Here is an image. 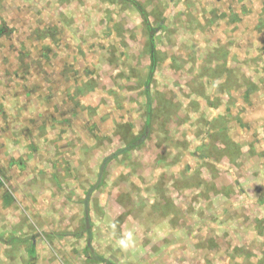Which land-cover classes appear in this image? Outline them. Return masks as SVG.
Returning a JSON list of instances; mask_svg holds the SVG:
<instances>
[{"label": "rangeland", "instance_id": "rangeland-1", "mask_svg": "<svg viewBox=\"0 0 264 264\" xmlns=\"http://www.w3.org/2000/svg\"><path fill=\"white\" fill-rule=\"evenodd\" d=\"M135 1L149 132L100 172L144 129L142 16L0 0V264H264V0Z\"/></svg>", "mask_w": 264, "mask_h": 264}, {"label": "trees", "instance_id": "trees-1", "mask_svg": "<svg viewBox=\"0 0 264 264\" xmlns=\"http://www.w3.org/2000/svg\"><path fill=\"white\" fill-rule=\"evenodd\" d=\"M125 1H128L131 4H133L134 7L139 11L140 15L143 18V22H144V24L146 26V30H147L148 37H149V45L150 46H149V50L148 51H149V58H150V68H149V75H148V77H147V79L145 81V87H144L145 88L144 89V94H145V102L144 103H145L146 120H145V124H144V129L142 130V132L140 134H137V136H135L133 138L132 137L129 138L128 141L126 142V144L124 145V147H121V148L117 149L118 151L106 156L102 160V164L100 166V172H101V169L103 168L104 164L106 163V161L110 157L114 156L118 152H127L130 149L136 148L137 146H139V144H141L145 140V137H147L148 132H149V120H150L151 111H152V108H151V94H150V90H149V78L151 77V75L153 73V70H154V67L156 65V62H157L156 52H155L154 45H153V28L150 26L149 18L147 16V14L145 13L143 8L135 0H125ZM49 32L52 34L51 37L53 38L54 37L53 36L54 32L53 31L52 32L49 31ZM0 33L5 34L6 32L4 30H2V28H0ZM85 87H86L85 84L79 85L77 87V93H82V91L85 89ZM212 120H214V119H212ZM205 133L207 134V130H205ZM195 154L197 155V153H195ZM188 167L189 166H187V168ZM189 170L190 169H188V170L186 169L185 171H189ZM2 199L4 201V205L8 206L11 203V201H12V196L10 195V193L8 191H5L3 193ZM83 221H84V228L87 231H89L90 230V217H89L88 210L84 214ZM85 229H84V231H86ZM86 239H87V243L89 244L90 238L87 237ZM93 257L97 261H102L103 263L105 262V264H112L109 260L107 261L106 259H104V257L102 255L97 254L94 251H93Z\"/></svg>", "mask_w": 264, "mask_h": 264}, {"label": "flooded vegetation", "instance_id": "flooded-vegetation-1", "mask_svg": "<svg viewBox=\"0 0 264 264\" xmlns=\"http://www.w3.org/2000/svg\"><path fill=\"white\" fill-rule=\"evenodd\" d=\"M46 57L48 58V55H46ZM63 86V84H61V83H59V82H57V87L60 89L61 87ZM64 88V87H63ZM61 89V95H62V97L64 98V99H66V94L64 93V89ZM57 92L59 93V95H60V90H57V91H55V89L53 90V89H50V93H51V96L52 95H56L57 94ZM50 96V95H49ZM71 102H73V100H71ZM69 108H70V106H69Z\"/></svg>", "mask_w": 264, "mask_h": 264}, {"label": "crops", "instance_id": "crops-1", "mask_svg": "<svg viewBox=\"0 0 264 264\" xmlns=\"http://www.w3.org/2000/svg\"><path fill=\"white\" fill-rule=\"evenodd\" d=\"M56 33H59V32H56ZM110 33H111V32H110ZM53 36L56 37V36H55V32H54ZM109 36H110V35H109ZM56 38H60V37H56ZM148 59H149V63H148V65H149L148 70H149V68H150V58H149V53H148ZM29 238H30V239H29ZM29 238H28V240H30V242H31V246H30V247H32V243H33V241H34V236L31 235ZM15 239H16V238H15ZM18 239H19V238H18ZM18 239H16V241H19ZM31 252H32V251H31ZM20 261H21V260H20ZM18 263H19V262H18Z\"/></svg>", "mask_w": 264, "mask_h": 264}]
</instances>
